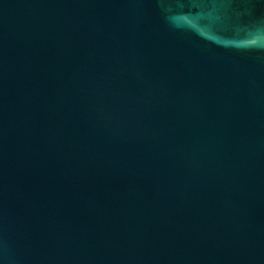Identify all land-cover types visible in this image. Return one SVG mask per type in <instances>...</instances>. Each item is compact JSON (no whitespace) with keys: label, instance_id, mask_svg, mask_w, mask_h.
Masks as SVG:
<instances>
[{"label":"water","instance_id":"95a60500","mask_svg":"<svg viewBox=\"0 0 264 264\" xmlns=\"http://www.w3.org/2000/svg\"><path fill=\"white\" fill-rule=\"evenodd\" d=\"M0 264H264V0H0Z\"/></svg>","mask_w":264,"mask_h":264}]
</instances>
